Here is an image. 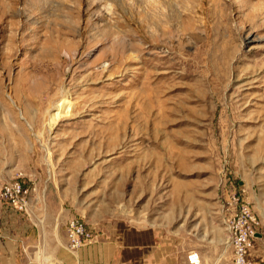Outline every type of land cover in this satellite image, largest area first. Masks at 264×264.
Listing matches in <instances>:
<instances>
[{
  "label": "rangeland",
  "instance_id": "rangeland-1",
  "mask_svg": "<svg viewBox=\"0 0 264 264\" xmlns=\"http://www.w3.org/2000/svg\"><path fill=\"white\" fill-rule=\"evenodd\" d=\"M16 178L41 236L125 207L229 263L237 195L264 254V0H0V189Z\"/></svg>",
  "mask_w": 264,
  "mask_h": 264
},
{
  "label": "crops",
  "instance_id": "crops-1",
  "mask_svg": "<svg viewBox=\"0 0 264 264\" xmlns=\"http://www.w3.org/2000/svg\"><path fill=\"white\" fill-rule=\"evenodd\" d=\"M119 208L105 218L94 217L90 222L84 219L96 238L77 251L70 249L67 234V224L73 215L64 221V236L55 227V238L47 237L42 226L40 254L51 264H189L187 256L190 251L196 250L194 244L181 240L177 232L161 224L146 222L143 219L145 212H139L138 218H135L131 209ZM11 210L1 218L0 264H26L37 256L36 246L41 230L33 218ZM45 236L50 244L49 251L44 246ZM224 242L212 241L211 257L206 253L203 257L197 250L202 256L200 264H233L229 263L227 254H222L226 247ZM253 259L254 264H264L261 251H254Z\"/></svg>",
  "mask_w": 264,
  "mask_h": 264
},
{
  "label": "built area",
  "instance_id": "built-area-1",
  "mask_svg": "<svg viewBox=\"0 0 264 264\" xmlns=\"http://www.w3.org/2000/svg\"><path fill=\"white\" fill-rule=\"evenodd\" d=\"M29 189L21 178L5 182L0 189V200L7 207L24 213L32 219L30 213ZM227 230L229 243L233 250V264H254L255 241L259 236L258 219L250 207L237 195H233L227 206ZM36 225V224H35ZM2 221L0 219V229ZM1 234V232H0ZM69 247L77 251L81 246L93 242L96 238L91 227L82 218H72L67 224ZM41 245V234L38 236ZM38 243V244H39ZM37 256L29 259L26 264H51L40 254V246ZM24 248V251H26ZM189 264H200L201 253L192 250L187 256Z\"/></svg>",
  "mask_w": 264,
  "mask_h": 264
},
{
  "label": "bare ground",
  "instance_id": "bare-ground-1",
  "mask_svg": "<svg viewBox=\"0 0 264 264\" xmlns=\"http://www.w3.org/2000/svg\"><path fill=\"white\" fill-rule=\"evenodd\" d=\"M35 222V221H34ZM36 223V222H35ZM36 225H37V223H36ZM56 262V261H55Z\"/></svg>",
  "mask_w": 264,
  "mask_h": 264
}]
</instances>
